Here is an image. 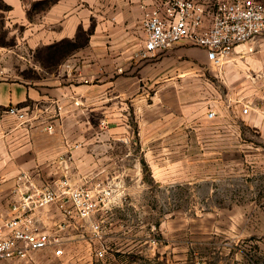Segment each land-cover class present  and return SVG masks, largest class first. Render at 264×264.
Returning a JSON list of instances; mask_svg holds the SVG:
<instances>
[{
    "label": "crops",
    "instance_id": "crops-1",
    "mask_svg": "<svg viewBox=\"0 0 264 264\" xmlns=\"http://www.w3.org/2000/svg\"><path fill=\"white\" fill-rule=\"evenodd\" d=\"M1 1L7 8H0V32L12 44L0 46V57L26 62L25 70L0 66V220L13 215L12 204L29 186L55 189L65 180L68 186L122 187L121 161L120 173H112L121 154L115 141L138 140L153 179L160 181L165 171L171 181L191 164L209 109L219 124L233 125L247 115L254 127H264V70L257 71V55L232 53L214 82L205 71L217 68L204 50L183 41L139 55V0ZM66 40L75 46L65 50ZM11 105L29 110L30 120L7 114ZM177 138L185 140L182 151L172 143L165 155L161 140ZM228 154L224 149L222 155ZM33 214L42 230L63 226L61 247L74 244L78 219L65 220L52 206Z\"/></svg>",
    "mask_w": 264,
    "mask_h": 264
},
{
    "label": "rangeland",
    "instance_id": "rangeland-1",
    "mask_svg": "<svg viewBox=\"0 0 264 264\" xmlns=\"http://www.w3.org/2000/svg\"><path fill=\"white\" fill-rule=\"evenodd\" d=\"M199 1L211 9L220 0ZM11 44L9 36L0 32V46L8 49ZM251 45L252 51L244 56L257 55L261 63L257 71L262 72L264 34ZM25 62L0 57L1 67L25 70ZM205 73L219 82L218 69ZM235 75L232 71L230 79ZM246 117L233 125L211 119L199 124L204 135L194 140L192 162L171 181L165 171L160 181L153 179L138 140L115 141L113 148L122 159L117 157L112 173H120L121 161L123 186H108L109 200L89 218L79 220L74 244H62L60 255L44 248L3 264H264V127H254ZM161 141L168 155L170 144L177 143L182 151L185 140ZM224 149L228 156L222 155Z\"/></svg>",
    "mask_w": 264,
    "mask_h": 264
},
{
    "label": "built area",
    "instance_id": "built-area-1",
    "mask_svg": "<svg viewBox=\"0 0 264 264\" xmlns=\"http://www.w3.org/2000/svg\"><path fill=\"white\" fill-rule=\"evenodd\" d=\"M139 7L144 32L141 57L165 51L183 41L204 50L209 64L219 69L229 62L232 53L251 52V44L264 34V3L257 0H220L211 9L199 0H139ZM247 110L248 106L244 105L241 112ZM5 112L22 123L30 120L31 114L24 107L11 105ZM215 115L211 109L206 113L208 119ZM110 196L109 187L68 186L65 180L55 189L27 187L12 204L13 215L0 220V264L44 248H52L54 255L62 254L59 232L63 226L51 231L40 229L33 214L35 210L52 206L65 220H81L89 218ZM92 227L97 233L99 224L95 222ZM96 254L102 256V251Z\"/></svg>",
    "mask_w": 264,
    "mask_h": 264
},
{
    "label": "trees",
    "instance_id": "trees-1",
    "mask_svg": "<svg viewBox=\"0 0 264 264\" xmlns=\"http://www.w3.org/2000/svg\"><path fill=\"white\" fill-rule=\"evenodd\" d=\"M48 1H52V0H47L46 2H48ZM0 8H7V5L4 4L1 0H0ZM74 44L75 43H73L71 41H67V40L64 41V48H65V50L72 49V47L75 46Z\"/></svg>",
    "mask_w": 264,
    "mask_h": 264
}]
</instances>
